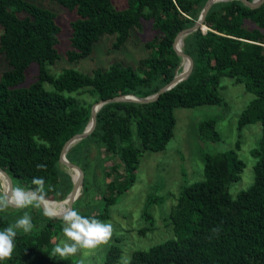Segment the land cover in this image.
I'll return each instance as SVG.
<instances>
[{
	"label": "trees",
	"instance_id": "obj_1",
	"mask_svg": "<svg viewBox=\"0 0 264 264\" xmlns=\"http://www.w3.org/2000/svg\"><path fill=\"white\" fill-rule=\"evenodd\" d=\"M51 1L77 16L70 24L69 62L88 57L104 34H118L112 48H119L142 21H150L156 32L146 43L151 56L140 59L136 67L114 63L91 75L65 69L56 77L46 69L59 58L56 46L61 29L56 14L29 0H0V56L9 66L0 78V168L11 178L13 188L26 191L36 189L33 177H42L43 200L55 202L64 200L72 187L66 167L59 162L60 152L65 142L84 131L92 106L120 95L151 96L179 74L183 59L173 49L174 39L194 25L207 0H127L123 9L116 8L112 0ZM204 25L205 32L198 29L180 44L193 60L185 80L152 103L103 105L96 113L94 131L69 148L67 160L84 172L73 208L89 190L92 146L96 157L101 150L106 152V160L129 177L123 184L118 181L119 173L102 170L110 179L106 189L126 191L140 155L165 150L173 137L174 109L219 103L220 79L225 76L254 95L237 124L238 130L261 125L253 152L254 180L232 198L229 187L240 180L243 162L235 150L207 153L204 178L184 186L171 210L174 237L132 252L127 264H264V2L256 9L238 0L217 2ZM35 63L37 79L23 86L27 70ZM45 83L53 89L47 90ZM199 138H219L213 120L200 124ZM38 164L45 167L38 169ZM101 197L105 202L101 214H80L99 220L105 217L115 196L105 193ZM52 220L57 219L49 218L39 230L27 234L18 229L11 258L0 264H75L68 258L55 262L50 256L55 233ZM8 226L0 221V230ZM120 256L121 249L112 245L105 264H118Z\"/></svg>",
	"mask_w": 264,
	"mask_h": 264
},
{
	"label": "rangeland",
	"instance_id": "obj_2",
	"mask_svg": "<svg viewBox=\"0 0 264 264\" xmlns=\"http://www.w3.org/2000/svg\"><path fill=\"white\" fill-rule=\"evenodd\" d=\"M29 1L40 8L55 13L61 29L56 46L59 58L46 67L48 73L53 76L57 77L65 69H73L82 74L91 75L97 70L107 69L114 63L136 67L140 59L152 54L151 49L146 47V43L153 39L156 32L150 21H142L140 28L131 29L128 40L121 47L112 48L118 34H104L94 44L93 51L88 57L82 58L78 62H69L66 51L70 48V24L76 19V13L51 0ZM112 1L116 8L126 7L127 0ZM204 27L207 28V26ZM206 28L203 29L206 30ZM8 69L9 66L1 55L0 78ZM37 77L38 66L35 63L27 70L26 79L22 85L28 86ZM44 86L47 90L53 89L47 83ZM83 93L84 91L79 92V94ZM219 95L222 100L217 104L174 109L173 137L166 145L165 150L145 151L140 155L132 183L124 192L117 193V188L106 189L105 183L110 179L106 178L103 172L119 173V171L116 170L115 163L106 160V152L101 150L100 155L96 157L97 151L93 146L91 147L89 177L87 176L89 190L80 197L74 208L83 214L99 215L105 206L101 196L105 193L115 196L114 201L107 205L105 217L100 219L112 224L113 233L106 243H102L94 249H80L74 256L67 257L68 259L74 261L75 264H80V261H83V264H105L109 248L112 245H117L121 249L118 264H127L132 252L149 249L153 245L173 238V228L170 223L171 210L184 186L204 178V156L207 153L235 150L238 158L243 162L240 180L232 183L229 187L232 198H236L241 191L251 186L256 163L253 152L261 137V125L254 123L238 130L237 124L239 117L251 103L254 95L247 92L243 84L235 83L233 79L226 76L220 79ZM210 119L215 123V130L219 138L217 140H201L199 126L202 122ZM238 141L239 147H237ZM102 161L104 162L101 164ZM66 172L70 175L73 186L72 171L66 168ZM119 174L121 178L118 181L127 184L129 177L125 176L122 170ZM3 194H6V182L0 177V195ZM65 199L55 202H65ZM25 212H28L32 218L34 227L31 232L39 230L38 228H41L49 219L44 217L40 206H28L23 209L10 206L4 211H0V221L8 225L14 224ZM59 213L62 212L52 214ZM52 224L55 233L51 239L50 253L55 244L59 243L61 239H66L62 233L63 222L52 220ZM52 259L59 262L66 258L52 257Z\"/></svg>",
	"mask_w": 264,
	"mask_h": 264
},
{
	"label": "clouds",
	"instance_id": "obj_3",
	"mask_svg": "<svg viewBox=\"0 0 264 264\" xmlns=\"http://www.w3.org/2000/svg\"><path fill=\"white\" fill-rule=\"evenodd\" d=\"M44 167L43 164L37 165L38 169ZM32 183L37 186L32 191H26L23 187L17 186L11 189L10 195H0V211L10 206L18 209L40 206L44 198V180L42 177H33ZM45 215L51 216L52 214L46 211ZM33 227L31 215L25 212L14 224L0 230V260L11 258L15 248L14 240L17 230L21 229L27 234L32 231ZM62 233L66 239H61L55 244L50 253L51 257L67 258L74 256L80 249H94L110 239L113 226L94 216H83L75 208H68L63 213ZM80 264H83V261H80Z\"/></svg>",
	"mask_w": 264,
	"mask_h": 264
},
{
	"label": "water",
	"instance_id": "obj_4",
	"mask_svg": "<svg viewBox=\"0 0 264 264\" xmlns=\"http://www.w3.org/2000/svg\"><path fill=\"white\" fill-rule=\"evenodd\" d=\"M227 1H229V0H207L202 11H201V13H200V15H199V17H198V19L195 21L194 25L191 26L190 28L182 30L175 37L174 42H173L174 51L176 52V54L178 56H180L183 59V61L186 59L189 63L188 68L185 72L181 71L179 74H176L169 83H167L165 86L160 88L157 93H155L151 96H148L145 98H138V97L130 96V95H128V96H116V97L109 98L106 100H100L92 106V108H91V119H90L89 123L87 124V126L85 127L84 131L80 134L74 135L67 142H65V144L63 145L62 150L60 152V155H59L60 164H62L66 168L73 170V171H76L78 173V176L76 179L72 178L73 186H72L70 193L68 194V196L65 199V202H67V209L73 208V204L76 200L77 193L82 187V182L84 179V172L78 165L69 162L66 158V154H67V151L69 150V148H71L74 144H76L81 139L89 136L94 131V129L96 127V122H97L96 121V113L98 112V110L103 105L113 103V102H131V103H138V104H148V103L155 102L161 94L170 90L171 88H173L175 85H177L181 81L185 80L192 71L193 60L190 56H188L182 52L181 48H179L177 46L178 43L181 42L183 45V38L186 37L188 34L197 31L198 29H200L202 32H205L207 30V28H206V30L203 29L205 26L204 21H205L206 15H207L209 9L211 8V6L217 2H227ZM238 1L242 2L245 6L251 8V9L258 8L264 2V0H252V1L238 0ZM0 174L3 176V178L6 182V187H7L6 188V194L10 195L11 189L13 188L12 180L9 177V175L1 168H0ZM28 191H32V190H28ZM44 202H45V200H42V202L40 203V208L43 211V213L45 214L47 209L44 206ZM46 216L51 218V219L63 220V213L54 214V215L52 214L51 216L46 215Z\"/></svg>",
	"mask_w": 264,
	"mask_h": 264
},
{
	"label": "bare ground",
	"instance_id": "obj_5",
	"mask_svg": "<svg viewBox=\"0 0 264 264\" xmlns=\"http://www.w3.org/2000/svg\"><path fill=\"white\" fill-rule=\"evenodd\" d=\"M180 44H181V42H179L178 43V47L179 48H181L180 47ZM188 65H189V63H188V61L185 59L184 61H183V63H182V72L184 71H186L187 70V68H188ZM72 171V175H73V178L74 179H76L77 178V176H78V173L76 172V171H73V170H71ZM0 177L2 178V179H4L3 178V176L0 174ZM7 188V187H6ZM80 192H81V189L78 191V193H77V196H76V200H77V198H78V196H79V194H80ZM44 206H45V208L47 209V211L49 212V213H57V212H62V213H64L65 212V210L67 209V202H61V203H58V202H52V201H45L44 202Z\"/></svg>",
	"mask_w": 264,
	"mask_h": 264
}]
</instances>
